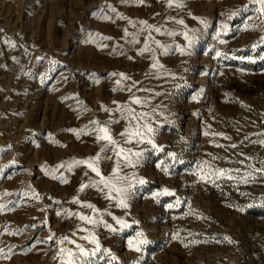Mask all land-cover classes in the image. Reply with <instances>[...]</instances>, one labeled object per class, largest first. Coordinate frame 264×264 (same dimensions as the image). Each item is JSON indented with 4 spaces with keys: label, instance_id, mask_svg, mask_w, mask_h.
Returning <instances> with one entry per match:
<instances>
[{
    "label": "rangeland",
    "instance_id": "1",
    "mask_svg": "<svg viewBox=\"0 0 264 264\" xmlns=\"http://www.w3.org/2000/svg\"><path fill=\"white\" fill-rule=\"evenodd\" d=\"M258 7L252 0H0V264H63L60 250L75 249L58 243L65 236L94 253L82 264H264ZM133 95L150 102L130 104ZM118 106L150 114L155 148L124 143L119 134L129 125ZM101 125L142 152L120 173L127 177L120 186L131 184L127 208L106 198L107 189L79 191L99 180L74 161L100 153ZM113 167L114 160L99 162L105 177ZM210 169L229 171L202 180Z\"/></svg>",
    "mask_w": 264,
    "mask_h": 264
},
{
    "label": "snow or ice",
    "instance_id": "2",
    "mask_svg": "<svg viewBox=\"0 0 264 264\" xmlns=\"http://www.w3.org/2000/svg\"><path fill=\"white\" fill-rule=\"evenodd\" d=\"M122 2H125V0H122ZM143 0H141V3ZM173 0H169V5H172ZM253 4L259 5L257 11L261 13V16L258 17V19H261L262 22H264V0H252ZM178 6V5H177ZM115 11V9H113ZM104 19H111L110 17H103ZM131 23V21H129ZM145 23V22H141ZM180 23H183V21H180ZM156 32H160L159 28L155 29ZM125 35L127 36L128 33L125 30ZM169 35H172V33H169ZM107 39V38H105ZM135 41H130V43H134ZM147 45L142 50L148 51ZM158 65L153 63L151 67L154 69ZM113 75H116L113 73ZM122 78L128 79V77H125L124 74H120ZM120 81H117V84H119ZM135 85H133L134 87ZM129 92H132V88L130 87ZM143 91L147 92V89H143ZM154 95H159V93H155ZM149 99L142 100L139 97H136L133 95L130 99V104L134 105H140L142 107L146 106L149 103ZM117 111L125 112L126 115L123 116V118L127 119L128 121V127L125 128L124 131H122L119 135L123 138L125 144H136L141 145L144 143L150 144L153 146V148L156 147L154 140L152 139V136L155 133V129L149 124L148 118L149 113L148 112H137L135 108L133 107H127L126 110L121 109L120 106L117 107ZM118 123V121H115ZM97 122H93L95 124ZM111 123V121H110ZM96 139L98 142H103V146L100 149V153H103L101 155L98 153L94 157H89L85 160H76L74 163L76 165H86L88 169H90L93 173L96 174V176L99 177L98 181H94L89 184H81L79 191H84L88 187L96 186L99 191L104 192L105 189H107V195L106 198L110 200H118L119 206L127 208L128 205L125 202V199L123 198L126 196L129 188L131 187V184H128V187H122L120 186L126 179V176L120 175L123 168L126 167H135L136 164L139 163V159L142 156V152L140 151H134L133 149L125 148L121 145V143L116 140L110 132L109 127L105 125H101L97 129V135ZM261 144H264V141H260ZM231 147L235 148L236 145L233 144ZM111 151L113 155H108L107 153ZM102 159L107 160H114V167L112 169V173L110 176L105 177L100 168H99V162ZM246 159H250V157H246ZM207 163V162H206ZM237 163L243 164L244 161H237ZM62 166V165H61ZM210 175L208 176H201L202 180H209L211 182H214L212 180V176H215L217 179H219L221 176H224L226 172L229 170L221 169V170H209ZM258 172H260L262 175H264V169H257ZM87 175V173H85ZM229 179H232V177H227ZM247 182L246 180L244 181ZM140 183H143V181H140ZM113 193L119 194V195H113ZM79 203V201H76ZM84 207L88 209H92L94 212H99V210L95 209V206L91 203H86L83 205ZM171 207V205H169ZM79 219L81 221H86L88 224L97 225V224H104L105 227H110V225H107L106 222L103 220H97L93 218L92 216L79 214ZM118 223H121L120 221H117ZM83 231H89L88 229H83ZM115 231V229H113ZM83 239L89 240L90 243L97 245L98 250V241L94 236H85ZM65 241H68L69 243L75 245V249H61L60 252L64 257L63 264H82L84 261V258L90 256L94 253H89L88 250H86L83 246L77 244L75 240H69L67 236L63 237L58 243L63 244ZM139 250V249H137Z\"/></svg>",
    "mask_w": 264,
    "mask_h": 264
}]
</instances>
